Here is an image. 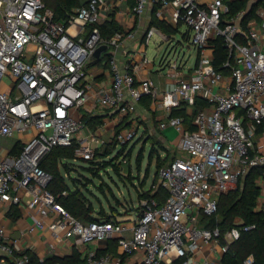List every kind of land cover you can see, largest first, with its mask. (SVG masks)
I'll use <instances>...</instances> for the list:
<instances>
[{
  "label": "built area",
  "instance_id": "built-area-1",
  "mask_svg": "<svg viewBox=\"0 0 264 264\" xmlns=\"http://www.w3.org/2000/svg\"><path fill=\"white\" fill-rule=\"evenodd\" d=\"M150 4L159 6L158 17L169 10L174 24L187 26L188 43L199 53L193 73L178 74L163 94L151 79L137 80L138 66L121 69L117 51L133 35L102 37L106 0H87L66 23L56 21L43 0H0V264H8L6 257L31 264L21 240L12 238L2 223L3 214L10 218L13 208L36 214L30 232L49 230L57 243L118 241L119 256L90 252L85 264H222L230 244L254 229L236 218L222 237L219 228L202 227L201 217L215 216L220 196L252 168L264 167V152L255 142L260 127L264 138V21L260 28L254 18L244 31L245 12L225 19L229 8L224 0H137L132 12L143 15ZM156 32V27L149 30L148 43ZM220 38L228 58L218 71L210 43ZM103 45L109 48L101 57L110 56V84L95 88L88 66ZM165 62L174 71L188 65L179 57ZM145 97L161 100L167 114L160 128L178 131L177 147L186 154L158 171L167 197L162 203L141 199L133 220L85 224L58 202L49 189L54 177L41 164L55 148L77 145L75 158L89 163L111 143L129 146L139 135L137 125L105 141L88 130L81 111L93 103L129 117ZM198 98L207 105L195 114L197 130L191 131L173 112L186 103L193 114ZM257 185V210L264 214V175ZM47 258H37L38 264ZM254 262L249 256L244 264Z\"/></svg>",
  "mask_w": 264,
  "mask_h": 264
},
{
  "label": "trees",
  "instance_id": "trees-1",
  "mask_svg": "<svg viewBox=\"0 0 264 264\" xmlns=\"http://www.w3.org/2000/svg\"><path fill=\"white\" fill-rule=\"evenodd\" d=\"M46 7L54 13V18L56 21L66 23L71 15L74 13V10L86 4L87 0H43ZM159 6L154 8V15L152 19V27H157L163 30L164 33L172 35L174 33L173 28L157 20L155 17V12ZM228 12L224 15L225 19H231L235 17L238 13L245 11L247 9V0H235L231 3H228ZM256 7H253L250 13L244 17L242 21V26L244 31L247 30V25L251 19L254 18V13ZM102 37L111 38L116 33L121 31V28L118 26L114 19L107 20L103 24L99 25ZM184 39L188 41L189 31L183 35ZM243 39V38H242ZM211 49L214 51L215 68L220 71L222 64L228 58V50L224 44L223 39H217L210 43ZM110 62V56L105 54L101 59H93L89 64L88 70L93 71L95 68H102L103 70H108ZM151 99V97H145L142 99ZM141 101V102H142ZM207 102L203 99H197L196 106L193 109V114L188 115L186 103H183L180 109L174 110V116L183 117L185 120V127L191 131H196L197 126L194 123L195 114L206 107ZM83 121L87 123V128L89 131H95L97 126H101L102 122L100 119L93 117L88 114L83 115ZM262 128L258 130V134L261 133ZM120 131V130H118ZM144 140L151 141V152L149 156V162H152L155 154L157 160L156 168L157 175L161 167L167 165L172 159H170V154L164 159L161 157V150L158 147L159 142L153 137L148 136L141 137ZM147 141V142H148ZM116 144L112 143L105 147L103 153L97 152L95 160L87 163L90 165L86 170L92 173L94 176H99L101 170L108 171L113 168L114 171H119V166L115 163L118 159V156L112 159L113 154L116 150ZM162 150L165 149L160 145ZM77 145H74L70 148H55L52 153L42 162L41 167L50 172L54 180L50 185V191L58 197V202L74 217L81 220L85 224L97 221H111L116 220L122 214L118 212V209L113 208L112 212L108 215L107 212L101 208L99 211H96V207L92 201L87 197L84 191L81 188V185L85 187L86 182L84 180H72L71 184L66 178V174H63L62 167L70 172L68 165L64 164V161L71 160L75 158V150ZM127 147V145L123 146ZM103 149V148H102ZM166 150V149H165ZM144 148L140 153L138 158L139 168L142 166L144 159ZM68 175V174H67ZM70 175V174H69ZM149 171H147V176L144 182L141 183L143 188L146 182L149 179ZM264 175V167H255L252 168L248 175L241 179L235 189L231 190L227 194H223L219 198V209L218 213L213 217H201V226L206 229L219 228L222 234V237L226 234L227 231L231 230L235 226L234 220L240 218L243 221V224L246 226H255L253 230L248 232H243L240 239L230 244L229 251L225 254L222 259V264H244L245 260L249 256L254 257V264H264V214L257 210L261 190L257 185V180L260 176ZM159 177V176H158ZM153 187L155 186V181H153ZM64 192L68 193V196H62ZM140 199L146 198H155L160 203L165 201L167 197V192L160 187L159 189L152 190L150 189L147 192L141 193L138 191ZM101 204V202L99 203ZM10 218L12 220H17L19 218V211L16 208L10 213ZM113 253L115 249L111 248ZM31 259V264H38V259L36 257L26 252ZM49 264V261H46L45 264ZM85 264V259L82 260L79 254L74 253L72 257L66 258L64 260L56 259L53 261V264Z\"/></svg>",
  "mask_w": 264,
  "mask_h": 264
},
{
  "label": "crops",
  "instance_id": "crops-1",
  "mask_svg": "<svg viewBox=\"0 0 264 264\" xmlns=\"http://www.w3.org/2000/svg\"><path fill=\"white\" fill-rule=\"evenodd\" d=\"M200 1L202 3H208L212 0ZM233 1L235 0H224V3L228 5V3H231ZM106 2L107 5L104 6L103 11L104 20L101 24H103L107 20L114 19L118 26L121 28L120 32L133 35L132 38H126L117 51V59L121 69H123L130 63L138 66V68L136 67L137 80L141 81L145 79H151L157 86L159 92L162 94L170 91L173 88V86L177 82L178 74H181V72H183V74L188 77L193 73V68L197 62V59L194 65H191L192 67L189 66L190 64L188 61V65L185 69L174 71L171 68V63L165 62L164 56L160 60L158 70H154V61L151 62L146 57L151 44H155L161 47L164 42L170 43L176 38L177 34H179L181 26L174 24L170 20L169 10L165 11V15L160 18L157 15V12L160 10V8L158 7L157 11L155 12V17L157 20L173 28L174 33L172 35H168L164 33L163 30L156 27L157 32L152 36L148 43L146 41V36L149 30L154 28V26L152 27L151 24L154 15V8L158 5L150 4L143 15H136L132 12V8L135 6L137 0H106ZM253 7H256V11L254 13L255 19L253 18L254 23H257V27L261 28L264 21V0H247V9L244 11L245 16L250 13ZM182 38L184 39L183 36ZM184 40L187 41L186 39ZM198 55L199 53L197 52V57ZM93 71L96 80L95 88L101 85L110 84V77L107 70H103L102 68L99 69L98 67ZM81 112L83 115L88 114L101 120L102 125L97 126L95 132L98 133V135L101 136L100 138L104 139L105 141H110L118 130L128 129L130 127H133L134 125H137L139 134L141 132L142 134L140 135H142V137L144 136L143 134L151 135L159 142L158 147L161 150L160 155L162 159L166 158L169 154L167 153V150H165L167 147H171L169 143H171V141L175 142L173 141L175 139L173 134L176 132L173 128L168 127L164 130L160 128V124L167 114L161 100L154 102L152 98H147L140 102L138 111L135 115L123 118L120 117L118 112L98 108L97 105H94L93 103L88 104L85 108L82 109ZM188 115H192V113H188ZM145 141H147V139ZM255 142L256 147L264 152V138H262L260 134H257L255 136ZM160 145H162L165 149L162 150ZM178 153L179 155H170L169 160L186 155L179 149ZM153 181L154 179L152 180L151 186L149 188H145V186L143 188H139L135 183H133V185L137 188L136 189L134 187L138 197L137 204H134L132 200L128 201L127 203L121 202L120 199H122L121 197L123 196L120 195L123 192H119V196L116 194L118 198L115 196L114 197L118 202V207H108L107 214L110 215L109 213L112 212L113 208H115L118 209V212L122 214L120 217H118V219H116L117 221L133 220L135 217V213L137 212V206L141 200L139 198L138 191L140 190L141 193L149 191L151 187H153ZM124 186L127 187L126 185ZM101 205L102 204L99 205L100 209L102 208ZM99 208H96V211H99ZM20 214L17 220H12L11 218L6 217L5 214H3L2 223L6 226L8 234L12 238H18L19 240H21V250H27V252L33 254L36 259L41 257H48L47 261L50 262L49 264H53L54 260H64L66 258H70L74 253L79 254L82 260H84L87 254L90 252L119 256V246L116 239L101 243H91L85 246L81 245L76 240H64V242L62 243H57L49 230L36 231L34 233L30 232V226L37 219L36 214H30L27 211H25V213L22 212L21 215ZM127 233L130 234V232ZM111 248L115 249V253L110 251ZM51 252L54 254V256H51ZM4 260H6L8 264H15L14 258L6 257L4 258Z\"/></svg>",
  "mask_w": 264,
  "mask_h": 264
},
{
  "label": "rangeland",
  "instance_id": "rangeland-1",
  "mask_svg": "<svg viewBox=\"0 0 264 264\" xmlns=\"http://www.w3.org/2000/svg\"><path fill=\"white\" fill-rule=\"evenodd\" d=\"M188 30L189 29L187 28V26L182 25L180 27L179 34H177L176 38L172 40L170 43L164 42L161 47L155 44L150 45L146 57L151 62L154 61L155 63L154 70H158L160 60L163 56L165 60L170 62L174 61L177 57H179L180 60L189 61L190 64L189 66L194 65L197 59V50L194 47H192L188 43V41H185L182 38L183 34H186ZM175 132L176 133L173 134V136L175 137L173 141L175 142L171 141V143H169L171 147L166 148L167 153H169L170 155L173 154L179 155L177 146L180 135L178 131L175 130ZM140 134L142 133L140 132ZM139 135L137 136L135 141L132 144L131 143L128 144L129 146L127 147L116 146V150L113 154L112 159L118 156V159L115 161L117 166H119L118 172L114 171L113 168H111L106 172L101 170L99 176H94L92 173L86 170V168H88L90 165L83 162L82 160L74 158L71 160L64 161V164L68 165L69 169L71 170L70 172H67L62 167L63 174L65 173L68 174V175L66 174L65 176L66 178H68L69 184L72 185L71 179L79 180V181L84 180V182H86L85 187L81 185V188L84 191V193L92 201V203L96 208H99L100 205L99 203L101 202L102 204L101 206L106 212L108 211L107 209L110 206L118 207V202L115 199V197H117L116 194L118 195L119 192H123L121 193V195L119 194L120 196H123L121 197L122 199H120L121 202L127 203L128 201L132 200L134 204H137L138 197L135 191L136 187L133 185V183H135L136 186L141 187V183L144 182L146 179L147 171H149V175H148L149 180L144 185L145 188H149L151 186L152 180L154 179L155 186L151 187V189L152 190L159 189L160 180L157 175L158 168H156L157 160L155 158L156 157L155 154L152 162H149V156L152 147L151 141L147 140L148 141L147 142L143 138L141 137L139 138ZM143 135H144L143 137L146 138L148 136H151L147 134H143ZM4 145L6 146V143L2 142L1 146ZM143 148L145 150L143 152L144 159L142 166L139 168L138 158ZM105 150L106 149L103 148L99 152L103 153ZM124 185H126L127 187H125ZM128 189L130 190V197H129Z\"/></svg>",
  "mask_w": 264,
  "mask_h": 264
},
{
  "label": "water",
  "instance_id": "water-1",
  "mask_svg": "<svg viewBox=\"0 0 264 264\" xmlns=\"http://www.w3.org/2000/svg\"><path fill=\"white\" fill-rule=\"evenodd\" d=\"M108 49H109V48H108V46H106V45L101 46V47L98 48L97 51L95 52L94 57L97 58V59H100L102 53H104V52H108Z\"/></svg>",
  "mask_w": 264,
  "mask_h": 264
}]
</instances>
